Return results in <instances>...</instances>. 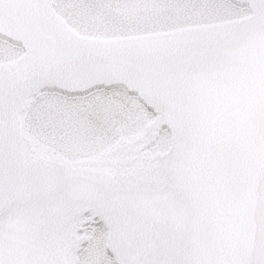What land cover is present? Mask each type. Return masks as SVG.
I'll return each mask as SVG.
<instances>
[{
	"label": "snow or ice",
	"instance_id": "obj_1",
	"mask_svg": "<svg viewBox=\"0 0 264 264\" xmlns=\"http://www.w3.org/2000/svg\"><path fill=\"white\" fill-rule=\"evenodd\" d=\"M0 264H264V0H0Z\"/></svg>",
	"mask_w": 264,
	"mask_h": 264
}]
</instances>
